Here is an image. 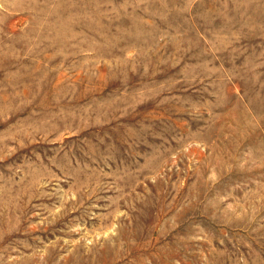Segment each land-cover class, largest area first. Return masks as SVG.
Segmentation results:
<instances>
[{"label":"rangeland","instance_id":"rangeland-1","mask_svg":"<svg viewBox=\"0 0 264 264\" xmlns=\"http://www.w3.org/2000/svg\"><path fill=\"white\" fill-rule=\"evenodd\" d=\"M0 264H264V0H0Z\"/></svg>","mask_w":264,"mask_h":264}]
</instances>
